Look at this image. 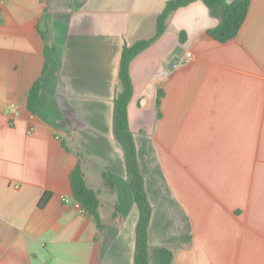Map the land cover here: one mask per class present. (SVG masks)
<instances>
[{"label": "crops", "instance_id": "1", "mask_svg": "<svg viewBox=\"0 0 264 264\" xmlns=\"http://www.w3.org/2000/svg\"><path fill=\"white\" fill-rule=\"evenodd\" d=\"M166 1L0 2V264H133L138 209L113 105L123 44L152 37ZM220 1L231 0L173 11L130 63L129 127L151 205L148 264H162L163 247L169 264H264V0H251L225 42L206 32ZM41 32L58 70L46 74L33 115L26 101L46 62ZM76 151L102 231L72 194Z\"/></svg>", "mask_w": 264, "mask_h": 264}, {"label": "trees", "instance_id": "2", "mask_svg": "<svg viewBox=\"0 0 264 264\" xmlns=\"http://www.w3.org/2000/svg\"><path fill=\"white\" fill-rule=\"evenodd\" d=\"M195 0H167L162 11L156 20L155 34L147 39H139L128 45L123 44L121 50L118 78L121 81L122 89L116 94L113 105V136L120 144L124 154L125 166L128 175L129 185L133 194L134 202L138 209V219L135 224V248L133 254V264H148V225L151 217V205L145 191L144 179L140 171L137 159L136 145L133 133L129 127L128 103L133 95V82L130 75V63L140 52L155 42L166 30L169 15L180 7ZM251 0H231L220 1L210 9L212 16L218 19L217 25L207 29V34L219 41L225 42L234 38L243 21L245 20ZM45 40L44 53L46 62L41 76L31 85L26 101L27 110L33 115H41V104L43 93L46 89V74L56 78L58 64L55 59L54 48L49 44L47 36L41 32ZM181 41H185L186 34L181 32ZM164 93L159 90L156 99V107L159 108L161 98ZM57 112L56 109H54ZM61 147L65 151H71L67 145V135L56 134ZM78 162L69 174V181L74 199L79 203L81 210L93 216L97 220V225L102 231L105 228L98 214L97 192L88 187L85 183L84 173L81 169V159L83 154L76 151ZM50 196L49 192H44L39 201V206H43ZM160 261L162 264H169L172 261V252L163 247L160 251Z\"/></svg>", "mask_w": 264, "mask_h": 264}, {"label": "water", "instance_id": "3", "mask_svg": "<svg viewBox=\"0 0 264 264\" xmlns=\"http://www.w3.org/2000/svg\"><path fill=\"white\" fill-rule=\"evenodd\" d=\"M177 57H173L172 59H171V61H170V64L168 65V68L169 69H172L173 68V66H174V64H175V61H177Z\"/></svg>", "mask_w": 264, "mask_h": 264}, {"label": "built area", "instance_id": "4", "mask_svg": "<svg viewBox=\"0 0 264 264\" xmlns=\"http://www.w3.org/2000/svg\"><path fill=\"white\" fill-rule=\"evenodd\" d=\"M2 0H0V2H1Z\"/></svg>", "mask_w": 264, "mask_h": 264}]
</instances>
